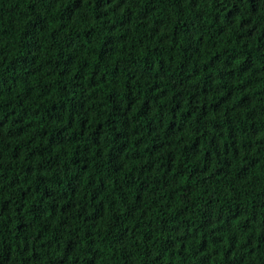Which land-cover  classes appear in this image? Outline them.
Segmentation results:
<instances>
[{
    "label": "trees",
    "instance_id": "trees-1",
    "mask_svg": "<svg viewBox=\"0 0 264 264\" xmlns=\"http://www.w3.org/2000/svg\"><path fill=\"white\" fill-rule=\"evenodd\" d=\"M0 264H264V0H0Z\"/></svg>",
    "mask_w": 264,
    "mask_h": 264
}]
</instances>
